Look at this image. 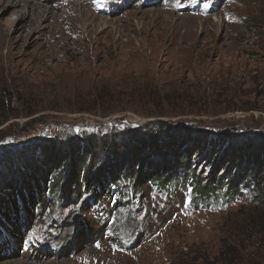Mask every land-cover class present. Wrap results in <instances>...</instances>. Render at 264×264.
Segmentation results:
<instances>
[{"label":"rangeland","instance_id":"1","mask_svg":"<svg viewBox=\"0 0 264 264\" xmlns=\"http://www.w3.org/2000/svg\"><path fill=\"white\" fill-rule=\"evenodd\" d=\"M28 1L21 21L0 10V264H264L255 206L190 213L184 188L168 201L148 190L124 206L98 193L94 207L52 204L44 185L59 150L68 178L84 163L76 147L156 120L175 138L191 126L263 145L264 0ZM161 97L176 115L155 116Z\"/></svg>","mask_w":264,"mask_h":264},{"label":"trees","instance_id":"2","mask_svg":"<svg viewBox=\"0 0 264 264\" xmlns=\"http://www.w3.org/2000/svg\"><path fill=\"white\" fill-rule=\"evenodd\" d=\"M159 100V113L155 116L176 115L174 110H180H169L166 99ZM1 104L4 101L1 100ZM175 127L168 121L156 120L127 131L126 138L113 136L106 143L88 145V150L76 147L74 156L80 155L84 163L68 178L62 170L69 162L65 157L67 152L59 150L58 161L52 162H57L54 175L44 182L47 199L54 204L57 197L61 202H78L85 197L94 207L99 203L94 198L98 193L97 198L107 200L110 205L124 206L130 204L125 197L138 198L142 203L147 199L148 190L168 201L184 188L190 213L221 210L237 202L264 211V144H247L242 141L243 134L238 132L236 135L228 131L209 135L207 130L191 126H186L184 136L175 138ZM125 146L135 147V150L122 153ZM99 149L108 155L106 159L96 161L91 171L85 169L86 161L94 158ZM70 153L72 155V151ZM115 158L120 161L114 169L106 170L107 161ZM70 161L73 163L71 157Z\"/></svg>","mask_w":264,"mask_h":264},{"label":"bare ground","instance_id":"3","mask_svg":"<svg viewBox=\"0 0 264 264\" xmlns=\"http://www.w3.org/2000/svg\"><path fill=\"white\" fill-rule=\"evenodd\" d=\"M29 4L30 3L28 0H0V10L4 11L7 8H12V12L17 18L16 21H21L23 19H26L27 15H28V11H26L25 8H26V5H29ZM37 5H39V4H37ZM20 6H22V7L20 8V10H18L17 8ZM30 6H32V4ZM38 7L40 8L39 10L37 9L38 13L41 14L42 17L47 15L49 13V11L52 10V7H50V6H38ZM31 25L32 24H30V26ZM24 29H25V26L20 25L19 28L16 29V31H18V30L23 31ZM39 29H41L40 26H39L38 30ZM27 257L31 258V255L29 254ZM33 257L35 258L34 254H33Z\"/></svg>","mask_w":264,"mask_h":264},{"label":"snow or ice","instance_id":"4","mask_svg":"<svg viewBox=\"0 0 264 264\" xmlns=\"http://www.w3.org/2000/svg\"><path fill=\"white\" fill-rule=\"evenodd\" d=\"M193 3H196L197 0H192ZM205 7H207V5H205ZM97 247H99V245H97Z\"/></svg>","mask_w":264,"mask_h":264},{"label":"water","instance_id":"5","mask_svg":"<svg viewBox=\"0 0 264 264\" xmlns=\"http://www.w3.org/2000/svg\"><path fill=\"white\" fill-rule=\"evenodd\" d=\"M5 144H9V141L4 142L2 146H5Z\"/></svg>","mask_w":264,"mask_h":264}]
</instances>
